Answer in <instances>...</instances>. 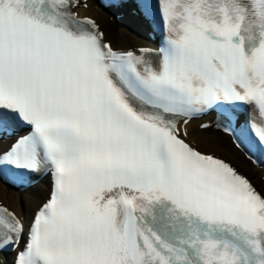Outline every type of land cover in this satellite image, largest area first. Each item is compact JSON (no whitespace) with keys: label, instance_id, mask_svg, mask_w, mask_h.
I'll use <instances>...</instances> for the list:
<instances>
[{"label":"snow or ice","instance_id":"snow-or-ice-1","mask_svg":"<svg viewBox=\"0 0 264 264\" xmlns=\"http://www.w3.org/2000/svg\"><path fill=\"white\" fill-rule=\"evenodd\" d=\"M159 40L120 49L88 0H0V264H264V193L188 141L264 167V0H105ZM7 141V144H5Z\"/></svg>","mask_w":264,"mask_h":264},{"label":"bare ground","instance_id":"bare-ground-1","mask_svg":"<svg viewBox=\"0 0 264 264\" xmlns=\"http://www.w3.org/2000/svg\"><path fill=\"white\" fill-rule=\"evenodd\" d=\"M92 0H88L89 8L81 9V14L94 17L100 24L101 28L106 32L115 47H125L142 43L141 39L128 31L120 22L105 19L92 5ZM188 139L202 151H214L219 153L225 159L234 163L241 171L245 172L254 185L264 193V180H259V175H264V170H255L249 164L244 162L238 151L231 146L225 135L219 134L214 130H198L192 123L187 126ZM45 186L41 183L22 191L16 192L0 184V199L9 207L14 208L17 212L26 215L32 205L44 196ZM20 197L23 202L20 203Z\"/></svg>","mask_w":264,"mask_h":264}]
</instances>
